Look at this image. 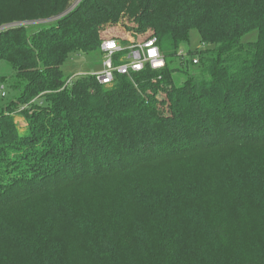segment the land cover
<instances>
[{
    "label": "trees",
    "instance_id": "1",
    "mask_svg": "<svg viewBox=\"0 0 264 264\" xmlns=\"http://www.w3.org/2000/svg\"><path fill=\"white\" fill-rule=\"evenodd\" d=\"M73 1L0 0L15 91L0 108V210L74 184L117 189L0 213V264H264V0H81L58 19ZM123 18L135 38L156 34L166 68L65 87L70 57L100 52ZM193 30L205 48L184 58ZM178 58L193 68L181 83ZM187 156L200 161L165 180L162 162ZM152 164L153 185L120 182Z\"/></svg>",
    "mask_w": 264,
    "mask_h": 264
},
{
    "label": "rangeland",
    "instance_id": "2",
    "mask_svg": "<svg viewBox=\"0 0 264 264\" xmlns=\"http://www.w3.org/2000/svg\"><path fill=\"white\" fill-rule=\"evenodd\" d=\"M80 2L81 0H74L70 5V7L68 8V10H66L63 14H61L58 17V19L69 15V13L77 9ZM58 19H55V21ZM37 24H41V22L32 23V25H37ZM132 26H134L133 21L131 22L125 18H123V20H119L114 23H109L103 27V30L100 33V38H101L100 40L102 41L104 38L105 39L112 38L119 40L120 42H128V41L133 42V40H140V39L142 40L150 35L156 36V34L152 31L149 33L150 35L147 34L145 36V34L143 35L138 34V36L139 35L140 36L135 38L136 34H134L133 31H130L129 29ZM256 39H257V33L254 32L251 35L245 37L243 42L244 43L254 42L256 41ZM204 48L205 47L203 46V44H201L200 35L196 30H193L190 33L189 42L181 47L182 51L184 52V56H183L184 58H188L187 55L189 51H195L196 49L204 50ZM102 59H103L102 54L97 51L92 52L91 54H78L70 57V59L63 67L65 80L67 77L68 78L74 76L77 77L79 76V74H91L100 71L102 69ZM171 68H174L175 70L174 77L177 83H181L183 81V79L187 74V71L193 70V68L188 69L185 65H181L180 58H178V60H175L171 64ZM12 74L13 73L11 72V69L6 64L0 63V108L5 106L6 103L15 94L14 88L12 87L13 85ZM2 86H4L3 92L6 93L5 97H2V93H3L1 91ZM161 97L164 100L166 99V97L162 94ZM17 120L19 122V125L20 126L22 125L23 127L24 119H22L20 116H17ZM227 150H223L220 152L226 153ZM199 161H200V157L187 156V157H181L174 160L162 162L161 166L165 171L164 179L168 180L170 176L181 173L183 170L188 169L189 166L197 165ZM159 167L160 164H152L139 169L137 168L127 171L122 175L123 177L122 179H120V182L121 181L124 182L126 180H133L136 181V183L138 184L153 185L155 183V176H154L155 173L154 175L152 173L158 170ZM100 187H103V191L101 190ZM109 189H112V193H113L117 188L114 187L110 181H104L99 185L95 184L94 182L82 183L81 185L74 184L71 186L62 187L57 191L50 192L49 194H40L33 197L25 198L10 207L1 209L0 213L8 217L19 218L23 216L28 210L41 204L44 200L48 198L60 197L61 199L66 200L68 202L77 203L79 201H84L89 196V194H91L94 191L108 193Z\"/></svg>",
    "mask_w": 264,
    "mask_h": 264
},
{
    "label": "built area",
    "instance_id": "3",
    "mask_svg": "<svg viewBox=\"0 0 264 264\" xmlns=\"http://www.w3.org/2000/svg\"><path fill=\"white\" fill-rule=\"evenodd\" d=\"M100 52L103 58L102 69L91 74L70 77L65 87L74 84L77 78L88 75L94 76L101 85L111 87L116 83L117 76H127L133 79L134 75L143 73L147 68L161 73L167 66V61L159 46V39L153 35L142 40H133V42L104 38L101 41ZM183 54L184 52L181 51L180 55ZM194 62L197 63L198 60ZM1 91H4V86ZM5 96L6 93L3 92L2 97Z\"/></svg>",
    "mask_w": 264,
    "mask_h": 264
}]
</instances>
